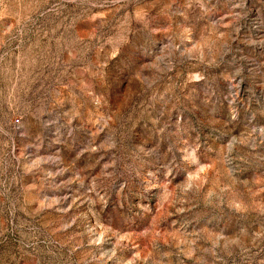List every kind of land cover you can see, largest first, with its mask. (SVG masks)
Instances as JSON below:
<instances>
[{"label":"rangeland","instance_id":"374dc122","mask_svg":"<svg viewBox=\"0 0 264 264\" xmlns=\"http://www.w3.org/2000/svg\"><path fill=\"white\" fill-rule=\"evenodd\" d=\"M0 264H264V0H0Z\"/></svg>","mask_w":264,"mask_h":264}]
</instances>
